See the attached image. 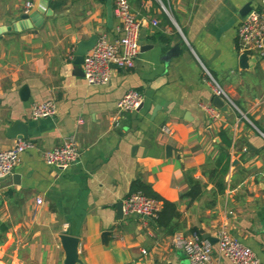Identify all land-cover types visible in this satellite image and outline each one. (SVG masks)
<instances>
[{
    "label": "crops",
    "instance_id": "obj_1",
    "mask_svg": "<svg viewBox=\"0 0 264 264\" xmlns=\"http://www.w3.org/2000/svg\"><path fill=\"white\" fill-rule=\"evenodd\" d=\"M129 3L142 22L134 67L112 68L108 85L88 86L74 62L94 38L120 36L111 0H0V29L25 24L0 34V151L31 144L0 180V264H63L62 234L79 240V264H188L173 236L202 230L216 239L221 228L264 264V57L241 53L236 38L243 8L260 9V0ZM24 14L42 25L22 22ZM174 46L178 55L164 61ZM202 66L227 96L223 109L213 105ZM129 90L143 103L115 122ZM47 101L55 115L33 120V107ZM69 138L79 160L66 170L47 166L43 154ZM189 179L201 187L195 200L184 197ZM135 180L176 205L169 227L116 217ZM213 251L212 264H231Z\"/></svg>",
    "mask_w": 264,
    "mask_h": 264
},
{
    "label": "built area",
    "instance_id": "obj_2",
    "mask_svg": "<svg viewBox=\"0 0 264 264\" xmlns=\"http://www.w3.org/2000/svg\"><path fill=\"white\" fill-rule=\"evenodd\" d=\"M112 14L120 23V36L109 40L105 36L97 37L94 46L83 57L81 70L83 80L88 86H105L111 81L112 66L119 70H130L134 67L139 55V36L142 22L131 10L129 0H111ZM260 9L250 10L237 27L236 38L239 51L243 54L264 57V0H260ZM162 10L168 12L161 5ZM157 23L153 22V26ZM205 81L210 87L213 97L227 100L223 89L202 66ZM143 103V96L136 90L127 91L116 103V118L125 114H132L139 110ZM203 110L213 119L219 116L211 106H202ZM55 115V105L51 101L37 104L33 107L31 117L33 120L52 118ZM164 134H170L168 127L162 128ZM31 148L26 141H17L6 151H0V180L13 174L20 161V156ZM80 157L75 141L69 138L58 147L43 154L44 163L58 170H66L73 166ZM41 200L36 204L40 205ZM161 209V203L144 196L133 193L122 202L124 216H136L153 222ZM217 254L226 258L231 264H260L253 251L241 242L231 237L224 228L216 234ZM173 246L181 251L188 264H212V254L215 245L198 235L184 236L175 234L172 238ZM143 254H145L143 252ZM135 264H143L137 262Z\"/></svg>",
    "mask_w": 264,
    "mask_h": 264
},
{
    "label": "water",
    "instance_id": "obj_3",
    "mask_svg": "<svg viewBox=\"0 0 264 264\" xmlns=\"http://www.w3.org/2000/svg\"><path fill=\"white\" fill-rule=\"evenodd\" d=\"M247 11H249V7H244L242 12L240 13V16L241 17H244L246 16V14L248 13ZM38 17L36 15H33V16H30L28 14H24L20 17V20L22 22L24 21H29L32 23V25L34 27H39L42 25L43 21L41 19H37ZM229 25L231 24H227L226 26H224L223 28L220 29L219 33L220 32H223L225 31ZM25 24H18V26H16L15 24H12L11 27H6V28H3V29H0V34L2 32H9L11 30H14V31H18V30H24V27ZM96 41V38L93 39V42L92 44L90 45L89 47V50L92 49V47L94 46V43ZM178 49H179V46H174L165 56L164 58V61H169L173 58V56H177V52H178ZM242 56H245V55H242ZM83 63V57L81 55H78L77 59L75 60L74 64L76 65V68H75V74L76 75H82L83 77V74L81 72V70L78 68V66L82 65ZM112 68H116L115 66H112ZM28 89L27 87H23L21 89V94H20V100L21 101H25L27 98H28ZM213 105L217 108H222L225 107V103H224V100L220 99V98H217V97H214L213 100ZM19 139H23L25 140L26 139V134L22 133V134H19L18 136ZM166 151V155H169V152L171 151V148L170 147H166L165 149ZM234 165V164H233ZM13 180L17 181L18 180V176H13L12 177ZM18 182H14V185H17ZM115 211H116V217L117 218H122L123 217V214H122V202H119L116 204L115 206ZM198 233L201 237V239L203 240H207L211 245H214L216 243V239H213L211 238L208 234H205L203 233L202 230H198ZM103 236L107 237L109 236V232H104L103 233ZM59 241H60V245H61V248L64 252V261H63V264H79V260H78V244H79V240L77 238H74V237H71V236H68L67 234H62L59 236Z\"/></svg>",
    "mask_w": 264,
    "mask_h": 264
},
{
    "label": "trees",
    "instance_id": "obj_4",
    "mask_svg": "<svg viewBox=\"0 0 264 264\" xmlns=\"http://www.w3.org/2000/svg\"><path fill=\"white\" fill-rule=\"evenodd\" d=\"M160 40L162 42H167L165 38H160ZM224 143L228 144L225 140ZM226 172H227V166L225 165L221 169L218 177H223L226 174ZM188 183H189V190L184 194V197L191 200H195L201 194V187L199 185V182L189 179ZM217 188H218V194L220 195L223 192V188L219 181L217 183ZM138 192L148 198L154 199L161 203V209L157 215V218L153 221L158 228L165 229L169 227L171 223L179 217L176 205L174 203L162 199L155 192H153V190L149 186H146L139 180H135L130 185L129 195Z\"/></svg>",
    "mask_w": 264,
    "mask_h": 264
}]
</instances>
